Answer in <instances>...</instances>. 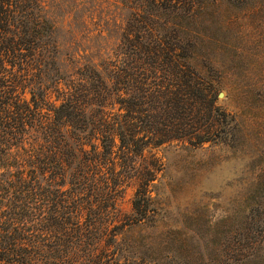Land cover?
<instances>
[{
	"label": "trees",
	"instance_id": "trees-1",
	"mask_svg": "<svg viewBox=\"0 0 264 264\" xmlns=\"http://www.w3.org/2000/svg\"><path fill=\"white\" fill-rule=\"evenodd\" d=\"M113 1L123 22L107 56L72 48L75 29L89 28L86 6L102 0H0V264H153L141 249L154 237L126 234L157 224L155 169L145 166L132 215L113 224L138 160L185 139L183 120L201 111L210 126L189 143H236L238 124L214 105L218 84L193 64V28L205 9L246 0ZM250 220L226 255L201 264H264V193Z\"/></svg>",
	"mask_w": 264,
	"mask_h": 264
},
{
	"label": "rangeland",
	"instance_id": "rangeland-1",
	"mask_svg": "<svg viewBox=\"0 0 264 264\" xmlns=\"http://www.w3.org/2000/svg\"><path fill=\"white\" fill-rule=\"evenodd\" d=\"M60 1L64 2L61 6L68 2ZM115 7L113 0L88 4L86 8L93 12L88 30L75 29V43L72 47L67 40L66 47L82 49L81 54L114 56L123 22ZM65 14L64 10L59 19L68 29L71 19ZM106 21L111 25L108 34L101 28ZM195 31L193 64L207 80L218 84L214 105L235 119L238 132L233 145L189 143L190 137L195 140L196 126H210L201 111L198 117L191 115L183 120L189 133L185 139L150 146L138 160L136 176L122 193L113 224L123 223L132 215L145 166L155 169L152 196L157 224L154 229L126 234L138 243L143 237H154V245L141 249L153 255V264H170L173 260L201 264L210 256L226 255L234 233L241 225L251 223V207L264 193V94L261 97L251 92L254 85H264V0L211 6L199 15Z\"/></svg>",
	"mask_w": 264,
	"mask_h": 264
}]
</instances>
